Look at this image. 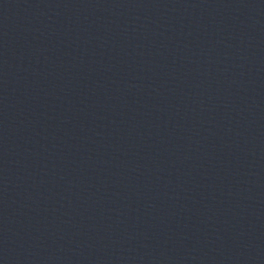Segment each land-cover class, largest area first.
Listing matches in <instances>:
<instances>
[{
	"label": "water",
	"instance_id": "1",
	"mask_svg": "<svg viewBox=\"0 0 264 264\" xmlns=\"http://www.w3.org/2000/svg\"><path fill=\"white\" fill-rule=\"evenodd\" d=\"M0 264H264V29L0 70Z\"/></svg>",
	"mask_w": 264,
	"mask_h": 264
}]
</instances>
